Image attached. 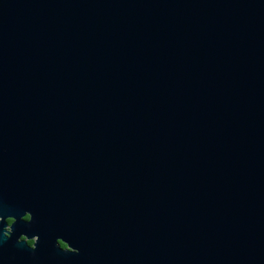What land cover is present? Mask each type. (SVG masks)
I'll list each match as a JSON object with an SVG mask.
<instances>
[{"label": "water", "instance_id": "95a60500", "mask_svg": "<svg viewBox=\"0 0 264 264\" xmlns=\"http://www.w3.org/2000/svg\"><path fill=\"white\" fill-rule=\"evenodd\" d=\"M0 264H264V0H0Z\"/></svg>", "mask_w": 264, "mask_h": 264}, {"label": "flooded vegetation", "instance_id": "af4514ba", "mask_svg": "<svg viewBox=\"0 0 264 264\" xmlns=\"http://www.w3.org/2000/svg\"><path fill=\"white\" fill-rule=\"evenodd\" d=\"M23 220H27V215H24ZM10 222H11V220L6 219V224H7V225H9ZM28 242H29L30 244H28ZM26 244L29 245V246H31L32 242H31V241H26ZM56 244H57L61 249H63V250H67V251L70 250L69 248H67L66 244H64L63 242H60V241L57 240V241H56Z\"/></svg>", "mask_w": 264, "mask_h": 264}, {"label": "trees", "instance_id": "16d2710c", "mask_svg": "<svg viewBox=\"0 0 264 264\" xmlns=\"http://www.w3.org/2000/svg\"><path fill=\"white\" fill-rule=\"evenodd\" d=\"M28 244H30V243L28 242Z\"/></svg>", "mask_w": 264, "mask_h": 264}]
</instances>
